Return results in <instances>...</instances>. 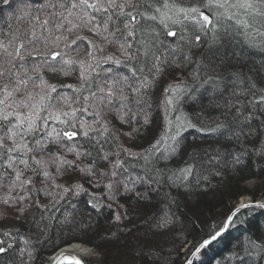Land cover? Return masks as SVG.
Returning a JSON list of instances; mask_svg holds the SVG:
<instances>
[{"label":"trees","instance_id":"1","mask_svg":"<svg viewBox=\"0 0 264 264\" xmlns=\"http://www.w3.org/2000/svg\"><path fill=\"white\" fill-rule=\"evenodd\" d=\"M53 2L9 10L0 0V84L11 93H0V264H34L77 242L96 248L99 264H176L178 242L200 241L240 196L264 190V156L241 147L264 132L236 137L260 125H241L228 107L247 100L237 90L249 73L264 85V28L239 29L216 0ZM33 170L44 183L36 191ZM70 172L83 185L69 186ZM249 179L263 184L247 190ZM232 225L197 264H225L247 237L264 236V208L241 210Z\"/></svg>","mask_w":264,"mask_h":264},{"label":"snow or ice","instance_id":"2","mask_svg":"<svg viewBox=\"0 0 264 264\" xmlns=\"http://www.w3.org/2000/svg\"><path fill=\"white\" fill-rule=\"evenodd\" d=\"M101 0H86V3L89 7L95 9L96 5L100 3ZM26 0H3V5L7 6L9 10L16 9L19 10L21 6H24ZM58 0L51 3L49 5L53 10L57 7ZM62 6V5H61ZM216 6L219 8H223L224 12L220 15L224 16L228 21L235 24L239 29L243 28L247 31L252 29H257L259 31L260 28H264V0H216ZM229 7L234 9L235 11H229ZM5 9L0 8V14L3 13ZM131 16V22H135V14L129 13ZM205 18L209 22V26H211V19L208 14L202 13ZM237 17H240L237 19ZM245 17L247 19H245ZM39 19V17L31 18ZM47 23V20L44 21ZM247 31L245 32L247 34ZM264 35V33H261ZM175 32L169 33L171 39H175ZM197 43H199V38L197 39ZM23 49V44H19L17 48V52ZM0 51H3L0 48ZM165 69H161L163 71ZM4 73L0 71V76H3ZM243 76V74H241ZM261 75H264V68L261 69ZM248 81V87H241L237 90V95L243 93L247 96L246 101H235L233 104H230L229 110L235 108L237 114L242 117L240 124L243 125L245 123H252L253 119H255L259 123V129H244L241 131L239 128L235 130V136H247L249 139H255L257 132H264V116L259 115V113H264V85L258 84L254 77L249 73L246 77L240 80V85L243 86L244 80ZM171 91V90H170ZM172 92V91H171ZM0 93H7L8 96H11V93L7 91L3 84H0ZM171 102V101H169ZM247 105L249 111L247 114L244 113V107ZM220 126L226 127V123L220 121ZM229 138H235L229 134ZM158 147V144H157ZM241 147L246 149L244 154H247V151L250 150L257 157L264 156V136H261L259 142L255 145H247L241 144ZM166 159V158H165ZM183 171V169L179 170ZM157 178L163 182L164 180H168L169 182L175 183L177 182L171 175L164 176L162 175V170L157 169ZM248 204H241L240 209L235 210L230 213L228 217L225 218V222L231 223L236 216L239 215L240 210L250 207ZM264 206V204L260 205ZM117 219H119L117 217ZM161 225H166L171 223V218L168 216H163L159 218ZM223 229V224L219 225L212 232L208 233L204 238L198 241L196 244L192 246L189 252L186 254V264H193V261L188 259V257L197 253L202 247L209 245L212 241L216 240ZM163 230V229H162ZM187 240H185V244ZM8 251V247L4 244L3 241H0V259L4 257L6 252ZM235 260L237 264H264V236H249L238 246V250L235 253Z\"/></svg>","mask_w":264,"mask_h":264},{"label":"rangeland","instance_id":"3","mask_svg":"<svg viewBox=\"0 0 264 264\" xmlns=\"http://www.w3.org/2000/svg\"><path fill=\"white\" fill-rule=\"evenodd\" d=\"M82 1H86V0H82ZM71 37H75L74 35H71ZM73 39V38H72ZM77 39V38H76ZM70 42H71V40H70ZM69 42V43H70ZM75 44V43H74ZM73 43H72V45L71 46H73L74 45ZM70 46V48H74V47H71ZM29 53H31L32 54V56H35L36 54L38 55H40L41 53H43V50L41 49V48H36V54L34 53V49L31 51L30 50V52H28V53H26V54H29ZM41 130L42 131H46L47 129H44V128H41L39 131L41 132ZM38 132V131H37ZM39 133V132H38ZM67 137H70L69 135H66ZM128 140H129V136L127 135V136H125L124 137V141L122 142V140L120 141V143L121 144H125V146H124V149H126V153H129V152H132L131 151V149H130V145L128 144ZM129 151V152H128ZM131 155H133V154H131ZM57 166H59V165H57ZM56 169H58L57 171L56 170H53V172H55V174H54V178H55V175H57L58 174V177H62V175H61V173L59 172L60 171V167L58 168H56ZM44 170V169H43ZM71 172H73L72 170H70ZM42 171H40V172H38V174H36L35 175V173H37V171H35V170H33V173H34V175H33V177H31V179H29V181L30 182H28L27 181V184L28 185H30L33 189H35V191H36V188H39L40 186L39 185H42V184H44V183H42L41 184V182H39V181H41V176H42V173H41ZM43 172H45V170L43 171ZM68 173L67 175H66V177H65V179H70V180H72V181H70L69 182V186H73V188L74 187H76V186H79L80 184H82L83 185V181H77V180H80V179H77L78 177H76L77 175L76 174H74V175H72V173ZM32 173V174H33ZM46 173V172H45ZM57 173V174H56ZM50 174V173H49ZM60 174V175H59ZM48 174H46V176H47ZM60 177V178H61ZM63 178H64V176H63ZM103 179H101L100 180V182L102 183V182H105V184H103L104 186L103 187H106L108 184H109V179H108V177H107V179H106V177H102ZM56 180V179H55ZM59 180V179H58ZM65 185H66V182L64 183ZM68 184V183H67ZM257 184H263L261 181H255L254 179H249L248 181H246V183L244 184V186H245V189H247V190H249V189H252L253 187H255ZM67 186V185H66ZM61 187V186H60ZM263 189H264V187H263ZM241 204H248V205H251L250 207H260V205H262V204H264V190H263V192H260L256 197H252L251 196V194H247V195H243V196H240L239 198H238V201H237V203H236V205L234 206V208L231 210V211H233L234 209H236V208H238V207H240V205ZM261 207H263L264 208V206H261ZM249 208V207H248ZM248 208H245V209H248ZM240 209V208H239ZM243 210V209H242ZM231 211L229 212V213H231ZM241 211V210H240ZM229 213H228V216H229ZM125 215H123V217H124ZM227 216V217H228ZM117 217L119 218V216L118 215H114V216H112V217H109V220L110 221H112V222H117V223H119L120 221H122L120 218L119 219H117ZM122 217V216H121ZM236 218V217H235ZM124 220V219H123ZM235 220V219H234ZM234 220L229 224V223H227V222H225V220L223 221V229H222V231H221V234H220V236L216 239V240H214V241H212L211 243H213V242H215V241H217L222 235H224L225 233H227V232H229V229H232L234 226L232 225L233 224V222H234ZM157 224H159L158 226H157V228H159V229H163V228H161L160 227V225H161V223H160V221L157 223ZM162 226V225H161ZM164 226V225H163ZM162 226V227H163ZM166 226V225H165ZM183 237V236H182ZM191 236H186V239H187V243L185 244V242H182V243H180V242H178L177 244H180V247L178 248V250L179 251H177L178 253H177V255H175V259H177V261H178V263H176V264H186V259H185V257H186V254L189 252V250L192 248V245H194V244H196L198 241H197V239H196V241H194L192 238H190ZM185 238V237H184ZM140 242V241H139ZM78 243H80V242H78ZM210 243V244H211ZM80 244H83V243H80ZM209 244V245H210ZM68 245H72L71 243L70 244H68ZM68 245H66V246H68ZM83 245H85L86 247H89L90 249H92V254H90V255H88V257H84V256H82V255H76V256H74L75 257V259H76V261H79V262H81L82 264H99V261H100V257H101V254L96 250V248H94V247H92V246H90V245H86V244H83ZM160 245V244H159ZM65 246V247H66ZM176 246V245H175ZM206 247H208V245L207 246H205V247H202L197 253H195L194 255H192V256H190V257H188V259H190V260H192L193 261V264L194 263H196L197 264V262L199 261V259H201V256H200V252L204 249V248H206ZM62 248H64V247H62ZM61 248V249H62ZM166 249H168L169 250V248H168V245H166V247H165ZM60 253V249H58V250H56V252L55 253H52V254H45V255H43V258H41V257H39V259H37L36 261H35V263L34 264H44L45 263V259H46V257H47V255L48 256H52V260H51V262H50V264H53V260H54V258H56V255H58ZM177 257V258H176ZM224 259L226 260V263H228V264H230V263H232V262H234V258H231V257H224ZM23 260V259H22ZM224 260V261H225ZM135 261V260H134ZM20 262H21V259H20ZM28 262V261H27ZM237 262V261H236ZM225 263V264H226ZM56 264H73L72 263V260H70V259H68L67 260V262H63V261H61V258H60V260H58V262H56ZM102 264H106V263H102Z\"/></svg>","mask_w":264,"mask_h":264},{"label":"bare ground","instance_id":"4","mask_svg":"<svg viewBox=\"0 0 264 264\" xmlns=\"http://www.w3.org/2000/svg\"><path fill=\"white\" fill-rule=\"evenodd\" d=\"M72 245H68L64 248H60V254H62L61 261L67 262L68 259H71L72 257L78 255H82L84 257H88V255L92 254V249L89 247H86L83 244L80 243H71ZM55 253V252H54ZM75 258V257H74ZM52 260V256H48L45 259L44 264H50Z\"/></svg>","mask_w":264,"mask_h":264},{"label":"water","instance_id":"5","mask_svg":"<svg viewBox=\"0 0 264 264\" xmlns=\"http://www.w3.org/2000/svg\"><path fill=\"white\" fill-rule=\"evenodd\" d=\"M240 207H238V208H236V209H234L233 211H231V213L232 212H234L235 210H237V209H239ZM230 214V213H229ZM63 256H62V254H58V255H56V258H54V260H53V264H56V262H58V260H60V258H62ZM70 260H72V263L73 264H82L81 262H79V261H76V259L74 258V257H72Z\"/></svg>","mask_w":264,"mask_h":264}]
</instances>
